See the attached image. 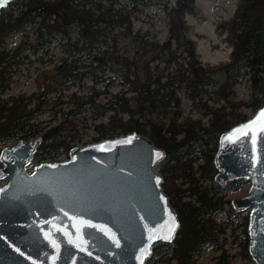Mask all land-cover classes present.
<instances>
[{"label":"trees","instance_id":"obj_1","mask_svg":"<svg viewBox=\"0 0 264 264\" xmlns=\"http://www.w3.org/2000/svg\"><path fill=\"white\" fill-rule=\"evenodd\" d=\"M150 2H157L168 15V33L162 41L155 38L156 32L133 26L134 17ZM194 7V0H174L173 4L169 0H10L0 9V62L7 49L5 36L22 29L25 40L14 50L20 47L35 50L55 35L70 39L66 47L70 54L57 65L61 76L59 83L77 80L82 85L89 78L96 84L103 80L107 69L120 71L123 88L108 95L101 104L103 109L99 114L110 113L107 122L97 123L96 128L100 134L109 132L101 137L130 131L143 133L165 149L159 171L163 176V190L179 217V226L171 241L153 244L149 259H161L162 254L171 249L172 254L167 258H174L175 262L170 264H195L193 255L199 253L206 242L215 248L221 247L219 236L225 232L229 220L218 221L215 214L223 210L229 200L221 192L224 185L214 181L213 155L218 137L223 130L248 117L246 112L235 109L238 104L255 110L264 101V0H237L232 15L220 23L231 44L230 59L211 65L201 63L196 42L186 32L185 14ZM30 28H33L34 39L28 36ZM130 43L133 50L128 46ZM6 73L0 63V95L7 83ZM217 74L224 80L215 89L208 90L205 85L216 82ZM243 77L250 82L251 96L249 100L235 101L233 85ZM180 90L194 105L202 107V113L208 115L206 122L181 115ZM48 91L50 89L41 87L36 103H45ZM98 92L93 90L92 97L74 92L77 99L72 103L80 112L81 105L95 104ZM80 97L84 99L80 101ZM206 98L224 99L225 104H208ZM31 100L15 99L16 104L11 105L6 118L1 119L7 101L0 96V134L2 131L11 136L12 128L27 127L32 116L27 103ZM58 104H61L59 100ZM58 110L63 118L43 133L49 140L47 146L53 141L56 143V154L68 155L73 136L63 131L76 126L69 116L74 115L75 119L81 115L76 116L78 112L72 107ZM65 122L68 123L65 125ZM98 136L95 139L101 138ZM45 146L35 152L34 162L50 155L44 150ZM50 157L53 159L54 155ZM200 158L202 162L196 174L194 162ZM185 194L194 200H185ZM232 210L228 208L227 213ZM241 250L249 264H255L246 238ZM213 264L233 263L223 250Z\"/></svg>","mask_w":264,"mask_h":264},{"label":"water","instance_id":"obj_2","mask_svg":"<svg viewBox=\"0 0 264 264\" xmlns=\"http://www.w3.org/2000/svg\"><path fill=\"white\" fill-rule=\"evenodd\" d=\"M262 113L264 101L223 130L213 155L216 182L250 181L231 204L250 207L248 250L257 264H264ZM41 138L0 149V264H145L154 242L172 240L179 217L156 168L162 146L130 131L72 145L68 157L27 170Z\"/></svg>","mask_w":264,"mask_h":264},{"label":"rangeland","instance_id":"obj_3","mask_svg":"<svg viewBox=\"0 0 264 264\" xmlns=\"http://www.w3.org/2000/svg\"><path fill=\"white\" fill-rule=\"evenodd\" d=\"M169 2L170 4H173L174 0H169ZM194 5V10L186 12L185 14V21L187 25L186 32L188 36L196 42V52L201 63L203 65H211L219 64L229 60L231 44L227 38L226 29H223L220 26V23L223 19H226L232 15L237 6V0H194ZM133 26L134 28L142 27L143 29H148L153 33L156 32L157 36L155 38L159 39V41H162L166 38L168 33L167 12L161 6H159L157 2L147 3L143 7L142 11L139 12L136 17H134ZM25 28L27 29V26H25ZM32 29L33 28H30L31 32L29 31L30 33L28 35L30 39H34V33L32 32ZM20 39L21 36L19 32L8 34L5 42L7 46L6 48H13L14 46H17V44L20 42ZM69 41L70 39H65L55 35V37L50 39V42L45 44L48 46V49L44 50V48H42L36 53L28 52V58L31 59V62L27 61L25 57H21L20 69L15 71L13 74V78H19V82H12L1 96L6 98L9 95L15 94L27 95L33 91H36L38 94L41 91V86L46 89L50 88V91H48L45 95V103H36L37 100H35V98L27 103V110L32 112V116L28 121L27 127H30L32 131L37 130V134H42L45 130L63 118L62 113L59 110L57 111V109L60 108L62 111H66L72 107V109H75L78 112L76 116L81 115V117L74 119V115L69 116L76 122V126L69 128L70 130L67 129L68 132L64 130L63 133H68V136L70 135L71 137L73 136L71 145H75L78 143L97 140L95 137L100 133L97 131L96 124L100 122L106 123L110 113V111H107L105 113L99 114L103 109L101 104L105 102L108 95L120 91V89L123 88V82L121 81L122 77L120 75V71L110 68L104 72L103 80L96 84H93L89 78H86L82 85H80L77 80L75 83H71L70 80L59 83L61 76L60 71L58 72L57 65L61 64L60 60L63 57H66L68 54H70V52L66 49V47L69 46ZM128 46L131 50L134 49H132V43H130ZM101 47L103 48L104 45H101ZM24 52H26V49ZM155 62L157 61L155 60L154 63ZM159 62L160 64H163L161 61ZM97 73L101 74L99 71H97ZM215 79H217L216 82L205 85L208 90L215 89L219 82L224 80V78H222V76L219 74L215 76ZM95 89L99 91L94 97L95 104L89 106L87 103H85L84 105H81V108L83 109L79 112L78 106L72 103L73 100L77 99L72 93L75 92L76 95L83 94L85 97H92L93 90ZM233 90V100L239 101L250 99L251 87L250 82L246 77L236 81L233 85ZM179 92L181 96V115L190 116L192 118H201L204 122H206L208 115H204L202 113L200 110L202 107L194 105L191 98L186 93H184L183 90H180ZM22 99H26V97L22 96ZM78 99L82 101L84 98L80 97ZM206 99L208 104H225L224 99H220L219 101H215L213 98ZM58 100L61 102V104H58ZM38 104H40L39 107H37ZM227 108L230 109L231 106L228 105ZM235 109L246 112L248 116L254 112L253 109L244 104H238ZM96 114L99 115L94 117ZM67 123L65 122V125ZM103 133L108 134L109 132ZM107 134H100L98 137ZM18 136L19 138L21 137L20 135ZM18 136L11 138L1 136L0 148L14 142L16 139H18ZM50 155H54L53 160H59L68 157V155H66L64 152H60L58 154L53 152ZM199 162H202V158L194 162V168L197 170L196 174L199 172ZM33 163L34 159H32V164ZM32 164L29 165L28 168H30ZM0 166H2L1 161ZM156 168L159 169V164L156 166ZM1 182L2 180L0 179V183ZM182 186L185 185L182 184ZM249 186L250 181L248 179L235 181L231 184L225 185L221 192L226 198L230 200L233 197L245 193ZM183 198L185 200H194L193 197L186 194ZM229 206L230 202L226 203L224 205V209L215 214V218L218 220H223L226 218V210ZM247 214L248 210L232 213L230 218L232 220V225L235 226L234 235L232 232H230L231 229L228 226L226 231L221 233L219 236V241L223 242L221 247L215 248V246L210 242L204 243L201 246L200 252L193 255L195 264H213L217 260L218 255H220L223 250H225V252L228 254V259H230L231 262H234V264H248L247 257L242 254L240 245H237V243L241 244L245 235L244 229H246ZM171 254L172 251L169 249L162 254L161 259H149L148 257L145 261V264L174 263V258H167Z\"/></svg>","mask_w":264,"mask_h":264},{"label":"flooded vegetation","instance_id":"obj_4","mask_svg":"<svg viewBox=\"0 0 264 264\" xmlns=\"http://www.w3.org/2000/svg\"><path fill=\"white\" fill-rule=\"evenodd\" d=\"M19 31V34H20V36H21V39H20V42L21 41H24L25 40V38H24V30H22V29H19L18 30ZM7 37H8V35H6L5 36V40H4V45H5V47H7L6 46V44H5V42H6V39H7ZM55 37V36H54ZM53 38V36L51 37V38H49L48 39V41H45V44L46 43H48V42H50V39H52ZM20 42L18 43V44H20ZM17 44V45H18ZM43 45V46H38V48L37 49H35V50H32V49H30L29 47H27V48H25V47H20L19 49H17V50H14L15 49V47L16 46H14L13 48H7L6 50H5V52H4V54H5V57L3 58V61H1L0 63H1V65H2V67L7 71V73H6V75L7 76H5L6 77V84H5V86H4V88H3V92L9 87V85L12 83V82H16V81H18L19 82V78L18 79H16V77L15 78H13V74H14V72L15 71H17V70H19L20 69V62H21V57H25L26 59H27V61H29V62H31V59H29L28 58V52H31V53H36L38 50H41L42 48H44V50H46V49H48V46L47 45ZM26 49V52H24V50ZM29 68V67H28ZM40 86V85H39ZM42 87V86H41ZM50 89V88H49ZM2 92V93H3ZM2 93H1V95H2ZM0 95V96H1ZM38 94H37V92L36 91H33L32 93L30 92V93H28L27 95H24V94H15V95H9V96H7L6 98H3V96H1L2 97V100L3 101H7V105H6V107H5V109L3 110V112H5V114L1 117V119H3V118H6V115L8 114L7 113V111H8V109H9V107L11 106V105H13V104H16L15 103V99H17V98H19V99H22V96H25L26 97V99H22V100H29V99H34V98H36V96H37ZM24 98V97H23ZM16 119H19L18 117L16 118ZM9 131V130H8ZM31 131V128L30 127H25V128H12L11 130H10V132L12 133V132H14L11 136H9V134H7L6 132H4V133H2V131H1V134H0V137L2 136V137H8V138H11V137H14V136H18V135H20L21 137L20 138H26V139H28V138H30V137H32V136H36V135H41V141L39 142V144L37 145V147H36V149H35V151H34V153H33V156L31 157V159H30V164L29 165H31L32 164V159H34V154H35V152L37 151V150H39V147H42L43 145H46L45 146V151H48V152H50V154H52L53 152H55V149H56V143L53 141V144L52 145H49V146H47V144H49V140H48V138L47 137H44V133H42V134H37V132H35V133H33V134H30L29 132ZM29 133V135L27 136V137H24L23 135L25 134V133ZM18 139H19V136H18ZM17 140V139H16ZM3 147V146H2ZM1 147V148H2ZM0 148V149H1ZM42 160H53L51 157H50V155H48L47 157H44L43 159H40V160H38V161H36V162H34L33 164H32V166H30V168H28V166L29 165H27V166H25V169H27V170H30V169H32V167H33V165L35 164V163H37V162H39V161H42ZM216 171H217V169H216ZM216 173V172H215ZM238 178H240V177H238ZM245 178V177H244ZM236 178H234V179H231V180H229V181H227L226 183H224V184H221V185H228V184H231V183H233V182H235V181H239V180H235ZM233 180H235V181H233ZM215 181V180H214ZM241 181V180H240ZM3 182V181H2ZM216 182V181H215ZM218 183V182H217ZM220 184V183H219ZM229 200V199H228ZM229 202H230V206L228 207V208H230V207H232L233 208V210L230 212V214H228L227 213V210H226V218H224L223 220H226V219H228L229 220V224H228V226L230 227V229H231V231L230 232H232L233 233V235H234V231H235V226H233L232 225V220H231V218H230V215L232 214V213H235V212H240V211H243V210H236L233 206H232V204H231V199L229 200ZM228 203V202H227ZM227 208V209H228ZM244 210H248V214L246 215L247 216V223H246V231H244V237H243V240L246 238L247 239V249H248V215H249V210H250V207H248V208H246V209H244ZM218 220V219H217ZM218 221H222V220H218ZM227 226V227H228ZM226 227V228H227ZM245 230V229H244ZM226 231V230H225ZM242 240V241H243ZM218 242H219V244H223V242H221V241H219L218 240ZM242 243V242H241ZM237 245H240V248H241V244L240 243H237ZM248 252H249V250H248ZM249 254H250V252H249ZM250 256H251V254H250ZM251 258H252V256H251ZM252 260L255 262V260L252 258ZM247 262H248V259H247ZM233 264H234V262H232ZM248 264H249V262H248ZM255 264H257L256 262H255Z\"/></svg>","mask_w":264,"mask_h":264},{"label":"snow or ice","instance_id":"obj_5","mask_svg":"<svg viewBox=\"0 0 264 264\" xmlns=\"http://www.w3.org/2000/svg\"><path fill=\"white\" fill-rule=\"evenodd\" d=\"M0 6H3V0H0ZM262 116H264V113L261 114ZM247 127V126H246ZM237 132H239L240 130H236Z\"/></svg>","mask_w":264,"mask_h":264}]
</instances>
